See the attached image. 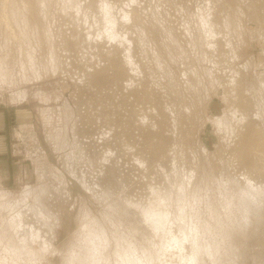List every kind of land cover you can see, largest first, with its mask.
I'll list each match as a JSON object with an SVG mask.
<instances>
[{
  "label": "rangeland",
  "instance_id": "1",
  "mask_svg": "<svg viewBox=\"0 0 264 264\" xmlns=\"http://www.w3.org/2000/svg\"><path fill=\"white\" fill-rule=\"evenodd\" d=\"M207 6L228 33L215 61ZM263 10L264 0H0V264L45 246L44 264H61L85 211L146 264H182L183 243L193 264H264V152L257 178L231 168L223 86L245 74L264 129Z\"/></svg>",
  "mask_w": 264,
  "mask_h": 264
},
{
  "label": "bare ground",
  "instance_id": "2",
  "mask_svg": "<svg viewBox=\"0 0 264 264\" xmlns=\"http://www.w3.org/2000/svg\"><path fill=\"white\" fill-rule=\"evenodd\" d=\"M212 3H213V1H212ZM214 3H216V2H214ZM214 9H215V7L214 8L213 7L212 8L211 7H208L203 12H202L201 9L200 10H201V13L203 14L204 18L206 19L205 23L207 22V25H208L207 26V34L206 35H207V38H208V44H209V48H210V51H211L210 56H212V57L215 58V56L213 55L214 52L217 49H219V46H220L219 43L226 40V36H228V33L227 34L225 33V31L223 30L220 22L217 21L216 17L215 16H212V12L214 11ZM260 20H262V19H260ZM225 43L228 44L229 42L228 43L225 42ZM230 44H232V41H230ZM230 47H232V46L230 45ZM220 50H221V48L219 49V51ZM222 50H221V52H222ZM216 56H218V55L216 54ZM213 60L215 61V60H217V58H215ZM235 75L236 76H234L231 73L230 77L225 80V83L223 82V84H224L223 86H224V90H225V95H226V104L228 106V110L230 111V114L232 115V117L234 119H236L235 120V125H234L235 126V130H236V133H235V136L236 137H235V140H234V143H233V147H232L231 151L228 152V156L227 157H228V162H230V164L232 166L231 168H233L235 170V172H237L238 176L243 177V175H245L249 179H254V178H257L256 177V175H257L256 174V171L258 172V170H259V165H258L259 163L258 164H255V161H254V160H258V158L256 157V153L259 152V151L264 152V129L262 127V124H261L260 120L257 117V114H256L257 110L255 108V103H253L252 97L250 96V94L246 93V91H245L246 89L244 90V75L245 74H243L241 72L240 74H235ZM135 84H136V87L137 88H140L141 87V86L139 87L137 83H135ZM141 89H138V91L141 90V92H142L143 91V88H141ZM233 92L235 93V95L233 94ZM237 113L240 114V117L239 118H237V115H236ZM144 118H146V117H143L141 120H139V125H143ZM222 121H221V119H214V123L216 125H218V131L220 132V135H223V133H225L224 131H226L225 130V126L223 125ZM223 122H225V121H223ZM159 128L157 127L156 129L159 130ZM153 132H154V130H153ZM153 132H151L152 134L148 132V136L152 135V136H155L157 138L160 137V136L158 137L159 134L157 132H155V133H153ZM221 132H222V134H221ZM260 145H262V148L261 149H258V147ZM220 150H221V147H220ZM107 156H108V154H107ZM219 157H220L219 150L216 153H213L212 156H211V161H212L214 167L216 168V170L220 166V158ZM105 158H107V157H105ZM189 168H190L189 170H192L193 169L192 168V162H190ZM263 177H264V174H263ZM152 212H153V210H152ZM183 245H184V249H182V255L180 257V261L182 262V264H193L191 262V260H190V249H188V246H186L184 243H183ZM169 258H170V256H169ZM171 259L170 260H167V261H171ZM164 261H163V263H164ZM169 263H171V262H169ZM174 264H177V262L174 263Z\"/></svg>",
  "mask_w": 264,
  "mask_h": 264
},
{
  "label": "clouds",
  "instance_id": "3",
  "mask_svg": "<svg viewBox=\"0 0 264 264\" xmlns=\"http://www.w3.org/2000/svg\"><path fill=\"white\" fill-rule=\"evenodd\" d=\"M107 217L83 212L70 239L60 252L61 264H146L141 251L125 236L113 231ZM21 244H27L22 240ZM49 247L38 252H17L21 264H44Z\"/></svg>",
  "mask_w": 264,
  "mask_h": 264
}]
</instances>
